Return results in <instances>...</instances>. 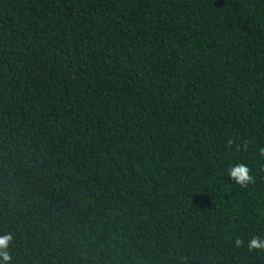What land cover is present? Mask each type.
Instances as JSON below:
<instances>
[{"label": "trees", "instance_id": "16d2710c", "mask_svg": "<svg viewBox=\"0 0 264 264\" xmlns=\"http://www.w3.org/2000/svg\"><path fill=\"white\" fill-rule=\"evenodd\" d=\"M261 148L264 0H0L11 264H264Z\"/></svg>", "mask_w": 264, "mask_h": 264}, {"label": "clouds", "instance_id": "9594fccd", "mask_svg": "<svg viewBox=\"0 0 264 264\" xmlns=\"http://www.w3.org/2000/svg\"><path fill=\"white\" fill-rule=\"evenodd\" d=\"M233 144H235V140L230 139L227 147L231 148ZM247 147V142H245L243 145L244 150H246ZM260 155L264 156V148L260 149ZM227 174L241 188H248L250 185L255 183V177L252 175V170L245 163L234 164L228 169ZM13 242L14 238L11 233L0 235V264H11L12 256L9 249ZM233 243L236 248L244 247V240L239 236L235 238ZM247 249L249 252L264 251V238L253 234L247 243Z\"/></svg>", "mask_w": 264, "mask_h": 264}]
</instances>
